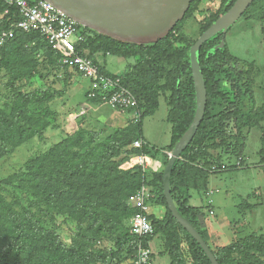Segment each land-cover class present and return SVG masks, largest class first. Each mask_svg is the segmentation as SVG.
I'll return each instance as SVG.
<instances>
[{"label": "rangeland", "instance_id": "374dc122", "mask_svg": "<svg viewBox=\"0 0 264 264\" xmlns=\"http://www.w3.org/2000/svg\"><path fill=\"white\" fill-rule=\"evenodd\" d=\"M222 2L194 0L170 36L140 57L123 58L103 52H95L93 57L108 73L121 74L128 66L129 75L132 74L140 84L148 87L160 85L164 82V74L176 66L186 47L197 39L214 16L221 15ZM262 18L264 0H258L225 33L229 53L249 62L255 108L264 107ZM8 46L0 53V198L3 200L0 201V207L1 202L9 203L13 215L29 214L43 226L53 228L58 239L66 246L79 245L81 249L115 252L116 236L129 231L131 223V216L122 212L121 202L135 209L133 197L139 189L134 168L137 167L135 156L140 153V148H135L132 143L138 136L117 151L110 150L112 153L109 157L103 159L109 176L110 187L107 190L99 189L96 183L90 186L85 181H80L78 188L77 181L75 185L69 184L74 190L76 188L74 192L78 194L75 196L64 193L53 196L40 190L35 180L27 183L23 175L45 166L41 157L54 153L63 152L70 162L79 158L96 160L106 147H113L115 142L125 136L123 129L139 121L142 123L141 136L150 148H147L148 151L161 163L164 160L166 162L165 156L161 160L159 150L170 143L171 124L167 121L169 106L166 102L170 93L158 91V109L153 115L137 120L133 114L111 108L89 97L87 91L91 88L90 80L72 68L59 65L43 42L38 41L33 46L29 37H19ZM23 95L32 97L31 101H23L24 107L20 100ZM153 95H150L146 108L151 104ZM17 110V123L7 127L9 115ZM232 124V121L228 123V135L235 134ZM2 127L8 128L13 138H17L19 133L21 140L5 143L1 136ZM263 141L264 121L258 126L245 127L236 148V151L241 152V165L234 170L226 169L218 173L200 171L204 177L210 176L208 188L202 193L190 191L189 204L200 208L204 221L202 226L206 228L211 247L225 246L239 238L264 233ZM223 150L232 151L233 146L225 145ZM152 175L150 172L148 178ZM69 178L74 182L71 173ZM146 190L150 192L153 203L159 188L152 190L146 186ZM175 193L177 199H182L181 193ZM117 196L119 199L115 198ZM93 200L102 204L99 211L103 210L102 213L106 215L104 232L99 234L91 233L90 229L94 215L90 202L93 203ZM82 207L84 211L80 210ZM209 209L213 210V214H210ZM150 212L162 218L165 208L150 205ZM0 221L6 222L7 219ZM8 225L10 223L6 222L5 226ZM179 234V249L186 264H193L188 240L183 233ZM153 239L150 247L156 257L154 264H169V257L160 251L163 249L162 238L158 236ZM123 247L119 258L108 257L91 264H131L132 254H128L127 243ZM255 256L264 261L263 253ZM235 257L234 262L242 264L241 255Z\"/></svg>", "mask_w": 264, "mask_h": 264}, {"label": "trees", "instance_id": "16d2710c", "mask_svg": "<svg viewBox=\"0 0 264 264\" xmlns=\"http://www.w3.org/2000/svg\"><path fill=\"white\" fill-rule=\"evenodd\" d=\"M234 1L223 0V8L220 14L227 11ZM257 1L253 0L241 16L247 13ZM191 6L192 4L189 5L188 10ZM5 8L6 5L0 0V14L2 15L0 19V31L8 29L9 23L16 18L13 9H11L9 14H4ZM217 17V15L214 16L202 29L201 33ZM261 20L264 21V18ZM86 30H89L91 35L79 44V49L85 56L93 59L95 62L96 60L93 57V53L95 52L135 59V57L146 54V52L150 51L156 44L172 33V30H170L165 37L159 39L157 42H153V44H141L114 39L104 34H98L95 30L89 28H86ZM19 37H29L33 46L38 41L43 42L57 61L55 52L51 50L46 41L35 31L15 32L14 37L8 40L0 49V53L3 49L9 47L8 45L17 41ZM191 45L186 47L185 53L179 58L176 66H173L164 74V82L153 87L140 84L133 78L132 74L129 75L130 72L128 70L121 74L108 73L99 65L101 72L120 77L122 84L135 95L138 106L141 109L140 120L146 116L153 115L158 109L159 103L156 100V93L158 91L161 93L168 91L170 93L169 99L166 101L169 106L167 121L171 124L170 145L167 147L168 152L171 151L175 142L188 128L195 112V93L188 58V49ZM199 61L206 87L205 112L193 139L181 152L180 158L175 161L172 167L170 191L177 210L191 221L209 245L208 233L206 228L202 226L204 223L202 220L203 215L199 207L189 205L188 200L190 196L188 191L192 188L197 191L206 190L208 178L204 177V173L200 171L207 173L209 166L213 163L220 165L224 162L227 166L226 169L230 170H234L237 166L241 165V152L236 151V148H238L237 146L241 140L242 130L245 127L258 126L260 122L264 121V107L255 108L249 62L229 53L225 42V34L219 32L202 44ZM151 94H154L153 100L149 107L146 108ZM31 95L22 96L20 100L23 107L25 106L23 101H31ZM97 100L100 101L99 99ZM18 111L9 115V121L6 123L7 127H12L17 123ZM230 121L233 123L235 134L228 135L226 134V129ZM141 126L142 123L139 121V123L123 129L122 131L126 133L125 136L118 140V142H115L113 147H106L96 160L79 158L76 161L72 160L70 162V159L66 158L63 152L54 153L51 156H42L41 160L45 166H41L40 169H35L23 175V179L27 180V183L35 180L39 184L40 190L47 191L53 196L59 193L75 196L77 193L74 192L76 188L74 190L69 184H77V181V187L80 181H85L90 186L91 183H96L99 189L107 190L110 187L109 176L106 163L103 162V159L109 157L112 153L110 150L113 149V152L117 151L129 143L132 138L138 136L132 141L143 140L144 143L140 148V153L148 154L152 158H155L148 151L150 148H148L147 142L141 136ZM3 128L1 136L5 143L12 144L21 140L19 133H17V138H13L14 136L9 134V129ZM225 145H232L233 150H223ZM51 152L53 151L51 150ZM163 155L166 158L168 157L166 153ZM98 162H101V164ZM236 162L239 164L237 165ZM165 163L164 160L161 163L160 170H156L157 172L150 169L142 172L138 166L134 168L138 176L137 188H140L142 184L152 190H158L159 188L154 202L151 203L150 196L147 203L165 208V214L162 218L155 216L157 213L151 212L148 215L153 229L152 234L141 238L133 235L130 230L123 232L122 235L118 234L115 240L117 249L111 253L105 250L81 249L79 245L66 246L58 239L53 228L43 226L39 220H34L29 214H23V216L13 215L10 204L1 202L0 220L7 219L6 222H9L10 226H5L6 222L0 221V264H91L94 261H103L108 257L112 259L119 258L124 251L123 246L126 243L128 254H132L131 264H134L138 243L140 242L143 246H148L150 241L158 236L162 238L163 249L161 251L168 255L169 264H186V259L179 249V233H183L188 240L192 263L210 264L199 244L171 216L166 206L162 191V167ZM150 172L153 175L151 178H148ZM70 173L74 178V182L70 181ZM176 191L182 194V199L176 198ZM115 198L119 199V196ZM0 201H3L2 198H0ZM90 203L91 211L94 213V215L92 214L93 223L90 226L91 233H103L106 215L102 213L103 210L99 211L103 206L100 202H96V200ZM121 203L124 215L132 216L135 209L126 205L123 201ZM114 209L117 208L115 207ZM80 210L84 211V208L82 207ZM209 247L219 264H238L234 262L236 261V255H241L240 260L242 264H264V261L255 256L258 253L264 254V233L239 238L236 241L225 244V246L211 247L209 245Z\"/></svg>", "mask_w": 264, "mask_h": 264}, {"label": "water", "instance_id": "95a60500", "mask_svg": "<svg viewBox=\"0 0 264 264\" xmlns=\"http://www.w3.org/2000/svg\"><path fill=\"white\" fill-rule=\"evenodd\" d=\"M80 25L114 39L132 43H153L165 37L182 19L192 0H46ZM253 0H235L218 16L188 49L195 93L193 119L168 153L162 171V191L171 216L199 244L210 264H219L213 251L191 221L176 208L170 191L172 167L193 139L206 107V87L199 54L204 42L219 32L223 34L246 11Z\"/></svg>", "mask_w": 264, "mask_h": 264}, {"label": "built area", "instance_id": "2783aa9c", "mask_svg": "<svg viewBox=\"0 0 264 264\" xmlns=\"http://www.w3.org/2000/svg\"><path fill=\"white\" fill-rule=\"evenodd\" d=\"M6 5L4 14L11 9L16 18L9 23V28L0 31V49L14 37L15 32H37L57 55L61 66L74 69L75 72L90 80L91 88L88 96L99 99L102 103L119 111H126L140 119L141 109L135 95L126 88L121 78L101 72L100 66L93 59L85 56L79 49V44L91 35L86 27L74 19L67 17L61 10L46 0H2ZM85 28V29H84ZM143 140L133 142L135 148H141ZM168 154V153H167ZM135 164L145 170H157L161 163L148 154L139 153L135 156ZM238 165L239 163L236 162ZM200 167V166H199ZM223 162L213 163L208 172L218 173L226 170ZM150 194L144 184L135 192L133 202L135 212L131 216L130 232L138 238L152 234L153 229L148 218L150 205L147 203ZM210 214L213 210L209 209ZM134 264H154L152 251L140 242L136 248Z\"/></svg>", "mask_w": 264, "mask_h": 264}, {"label": "crops", "instance_id": "0c3cea01", "mask_svg": "<svg viewBox=\"0 0 264 264\" xmlns=\"http://www.w3.org/2000/svg\"><path fill=\"white\" fill-rule=\"evenodd\" d=\"M123 58H124V57H123ZM128 65H130V64H128ZM127 70H128V66H127V69H126L125 71H127ZM125 71H124V72H125ZM124 72H123V73H124ZM169 145H170V143H169ZM169 145H167V146H163V147L159 150L160 153H161V155H162L161 160H162V158H163V156H164L163 154L167 152V147H168ZM155 159H156V160H159V159L156 158V157H155ZM159 161H160V160H159ZM209 178H210V176L208 177V180H207L208 183H209ZM208 183H207V188H208V185H209ZM191 190H192V191H193V190L197 191L196 189H193V188L190 189V190L188 191L189 196H191V194H190V191H191ZM202 190H203V189H202ZM202 190H199V191H197V192L202 193ZM208 197H209V196H208ZM208 199H209V198H208ZM209 201L212 202L211 199H209ZM188 203H189V200H188ZM189 205H191V204H189ZM191 206H193V205H191ZM159 207L161 208V206H159ZM195 207H198V206H195ZM153 240H154V239H153ZM160 241H161V240H160ZM150 244H151V241H150V243H149V248L151 249ZM161 250H162V249H161ZM161 250H160V251H161ZM151 251H152V250H151ZM152 253H153V252H152ZM164 254L167 255L166 253H164ZM167 256H168V255H167ZM155 259H156V257L154 256V261H155Z\"/></svg>", "mask_w": 264, "mask_h": 264}, {"label": "clouds", "instance_id": "9594fccd", "mask_svg": "<svg viewBox=\"0 0 264 264\" xmlns=\"http://www.w3.org/2000/svg\"><path fill=\"white\" fill-rule=\"evenodd\" d=\"M169 152H170V151H169ZM169 152L167 151L166 154L169 153ZM167 156H168V154H167ZM158 161H159V160H158ZM160 163H161V161H160ZM160 166H161V165H160ZM159 168H160V167H159ZM159 168H158V169H159ZM158 169H157V170H158ZM155 171H156V170H155ZM154 262H155V261H154V257H153V263H154Z\"/></svg>", "mask_w": 264, "mask_h": 264}]
</instances>
